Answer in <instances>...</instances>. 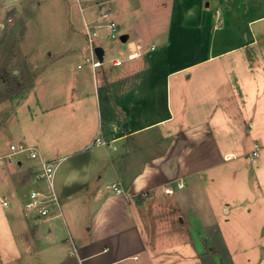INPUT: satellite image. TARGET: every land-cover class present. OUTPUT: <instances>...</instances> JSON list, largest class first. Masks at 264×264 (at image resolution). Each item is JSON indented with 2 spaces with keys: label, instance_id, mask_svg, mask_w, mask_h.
<instances>
[{
  "label": "crops",
  "instance_id": "1",
  "mask_svg": "<svg viewBox=\"0 0 264 264\" xmlns=\"http://www.w3.org/2000/svg\"><path fill=\"white\" fill-rule=\"evenodd\" d=\"M75 1L80 38L41 47L44 66L15 100L26 107L18 144L29 149L12 151L14 142L0 149V264L263 262V249L239 242L264 222V55L257 47L264 37L251 27L261 17L245 21L248 40L242 31L230 43L210 23L207 0H170L167 9L180 18L173 38L168 19L139 20L136 6L106 0L120 26L116 48L126 53L134 40L146 50L110 65L125 57L120 51L93 70L84 23L98 22L97 5ZM222 13L215 8L216 17ZM229 28L241 26L236 19ZM186 31L195 36L190 54L181 51ZM149 32L161 36L157 44ZM103 41L110 40L98 39L105 58ZM254 144L259 155L251 161ZM42 160L58 162L52 183L60 204L38 218L24 214V203L31 189H46L33 176ZM248 249L253 262L229 254Z\"/></svg>",
  "mask_w": 264,
  "mask_h": 264
},
{
  "label": "rangeland",
  "instance_id": "2",
  "mask_svg": "<svg viewBox=\"0 0 264 264\" xmlns=\"http://www.w3.org/2000/svg\"><path fill=\"white\" fill-rule=\"evenodd\" d=\"M10 1V7L0 14V149L8 147L10 142H14L17 145L19 143L17 139L18 135L21 131L22 133L25 132L26 107L23 102L18 104L15 100L19 96H23V91L34 84L39 70L44 66L45 62L40 57V53H38L41 51V47L47 46L50 42H62L67 37L80 38L82 25L75 0ZM78 1L81 2L82 6L94 5L97 2V0ZM123 1L125 2V0ZM207 1L209 2L208 19L210 23L215 26L220 25L219 30L216 31L218 36L223 33L228 34L226 35L228 42L233 43L238 37H241L240 34L243 31L242 36L248 40L250 34L249 30L244 28L245 21L248 18L261 17L256 19L251 27L256 29L257 33H262L264 37V0ZM3 2L5 0H0V4ZM125 3L126 6L129 3V7L133 5L137 7L136 19H143L147 22L154 17H158L157 19H160L161 22L168 19L169 28L167 32L173 38L180 37V31L178 29L180 18L174 12L171 15L170 9H167L169 8L170 0H126ZM215 8L222 9L223 13L216 17L214 15ZM236 19L241 28H229L232 21ZM156 23H158L157 20ZM223 25L225 26L224 29H222ZM148 30H151V28L148 27ZM187 33L188 31H186L185 37H183L184 41L181 51L185 54H190V52H193V43L191 42L195 36ZM154 34L151 32L146 33L148 41L158 43V39L161 36ZM102 43L105 50V61L101 65L102 67L107 65L106 60L109 56L115 54L121 55L122 52L125 55V49L121 48L119 50L116 48L115 41H103ZM257 47L264 55V44L257 45ZM245 51L249 52V48H244V51L238 52ZM71 62L73 66L76 65L75 58ZM230 64H233V62L230 61L228 66ZM257 95L262 97L260 92ZM248 167L250 170L249 174H251L256 166L249 163ZM255 180L254 177L253 181ZM254 193H258V189H255V192L252 191L250 195L253 196ZM253 232L248 237H239V242H241L242 246L245 244L249 245V243L253 244L254 246H251V249L258 248L264 250V222H258V228L253 230ZM237 240L234 246L238 248L239 242ZM261 245L263 247H260ZM261 252L262 250L258 254H261ZM229 254L234 260L239 255L242 257H251V262L256 259V253H253L249 249L246 254H242V251L238 253L229 252ZM221 255L224 257L225 252ZM256 264H264V261H259Z\"/></svg>",
  "mask_w": 264,
  "mask_h": 264
},
{
  "label": "built area",
  "instance_id": "3",
  "mask_svg": "<svg viewBox=\"0 0 264 264\" xmlns=\"http://www.w3.org/2000/svg\"><path fill=\"white\" fill-rule=\"evenodd\" d=\"M96 16L98 22L86 21L84 23L85 36L88 43V56L85 59V62L94 70L97 67H100L105 59L104 54L99 58L95 48L100 46L98 39L103 35L106 39L118 40L120 37V26L116 20L113 18L112 10L109 6L106 5V0H97L96 2ZM105 30L104 33L101 31ZM101 47V46H100ZM151 49L154 46H150ZM146 48L137 41L128 40L126 42V53L125 57L113 56L110 59L112 66H118L122 64L125 60H131L140 57ZM81 66V64H79ZM108 141L103 137H97L95 143L97 144H106ZM10 149L15 152H24L29 149V147L23 144H11ZM259 145L254 144V148L250 153L249 159L251 161L255 160L259 155ZM31 156L36 157L35 152H31ZM56 160H42L39 166V169L33 172V176L38 181H44L46 183L45 190L31 189L27 194V200L24 203V214L27 216L33 215L38 218L46 217L52 207L59 206L60 201L58 195L53 189V177L54 172L57 166ZM114 188L117 192H121V189L114 184ZM6 203V202H4Z\"/></svg>",
  "mask_w": 264,
  "mask_h": 264
},
{
  "label": "water",
  "instance_id": "4",
  "mask_svg": "<svg viewBox=\"0 0 264 264\" xmlns=\"http://www.w3.org/2000/svg\"><path fill=\"white\" fill-rule=\"evenodd\" d=\"M95 51H96L98 57L101 58V57H102V53H103L102 48H101L100 46H97V47L95 48Z\"/></svg>",
  "mask_w": 264,
  "mask_h": 264
}]
</instances>
